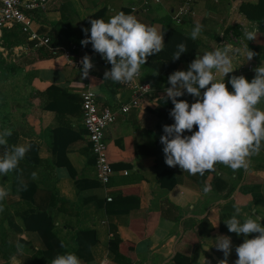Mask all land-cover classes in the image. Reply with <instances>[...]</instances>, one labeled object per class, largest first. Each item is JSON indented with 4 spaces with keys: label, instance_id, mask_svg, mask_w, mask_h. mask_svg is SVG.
<instances>
[{
    "label": "crops",
    "instance_id": "crops-1",
    "mask_svg": "<svg viewBox=\"0 0 264 264\" xmlns=\"http://www.w3.org/2000/svg\"><path fill=\"white\" fill-rule=\"evenodd\" d=\"M241 1L194 0L195 15L180 25H174L171 17L181 0H146L148 7L133 16L160 32L162 23L170 20L189 36L196 23L202 24L203 31L196 39L195 59L218 46L231 44L234 50L239 49L229 53L235 71L225 78L217 73V81L224 79L232 92L228 83L232 76L243 73L248 64H252L254 70L264 61V31L258 30L255 41H247L244 34L241 37L236 32L224 31L228 22L234 20L240 25L249 23L250 28L257 26L239 12ZM249 1L248 4H255ZM139 3L141 0H52L43 12L32 13V28L38 34L48 36L51 47L66 49L73 45L74 49L69 50L70 61L82 60L86 54L90 56L94 68L89 75L104 80V73L111 69V65L93 49L90 54L80 47V40L86 38L82 29L90 30L89 21L92 19L107 22L111 16L121 11L129 12L130 6ZM37 15L39 20L36 21ZM14 50L18 57L19 51L25 49L19 46ZM45 51L48 50L42 48V54ZM249 51L256 54L251 61L247 59ZM61 53L52 54L64 64L59 69L54 67L56 63L53 61L38 60L36 55L26 63L24 71L32 73L29 83L34 90L42 92L53 85L77 95L80 87L89 86L88 78L82 80L80 70L69 65ZM188 66L181 64L176 71H187ZM150 69L141 66L139 75L152 89L150 106L125 116L118 115L104 131L106 159L112 170L105 186L97 182L84 135L65 150L74 178L69 176L66 168L54 165V158L50 155V131L55 126L53 112L41 110L39 131L30 126L26 132L12 129L17 135L15 145L36 144L38 163L35 167L26 164L22 179L29 181L25 182L29 190L26 194H21L19 185L12 183V176H0V187L10 190L3 200L4 205L0 202L8 212L6 216L1 212L0 227L2 232L10 233L7 246L10 264H30L31 257L41 261L36 252L44 251L45 247L35 232L24 230L20 218L23 211L29 210L44 211L51 219V248L74 253L81 264H219L224 259L223 252L215 247L220 236L231 238L228 264H235L238 259L235 248L244 242L245 237L229 232L224 222L236 215V208H240L237 218L241 223L251 214L264 218V147L258 155L250 158L246 169L237 171L217 164L214 171L200 176L183 172L179 166L168 167L160 137L164 135L163 126L174 122L164 118L160 111L172 104L164 91L171 85L168 84L169 75L163 82ZM254 76V71L244 73L249 82ZM89 87L100 106L117 97V91L112 97L108 90L113 88L109 80ZM177 99L186 100L190 105L195 102L187 94ZM258 107L264 110V101ZM65 119L72 130H82L79 109L65 115ZM193 130L198 129L194 126ZM164 170H169L173 176L170 188H162L156 180ZM33 172L37 174L36 179L32 178ZM205 185L210 189L207 194L204 193ZM107 193L111 198L109 202L105 200ZM235 196L241 205L233 202ZM261 224L264 226V220ZM253 235L247 238L251 239ZM110 241L120 242L119 255L108 250ZM17 245H23L19 252Z\"/></svg>",
    "mask_w": 264,
    "mask_h": 264
},
{
    "label": "clouds",
    "instance_id": "clouds-1",
    "mask_svg": "<svg viewBox=\"0 0 264 264\" xmlns=\"http://www.w3.org/2000/svg\"><path fill=\"white\" fill-rule=\"evenodd\" d=\"M89 22L90 30L82 29L86 38L81 41V45L87 47L91 44L93 51L111 65V69L104 73V81L121 84L132 82L140 75L141 66L147 63L148 57L159 54L165 48L162 32L122 11L111 16L107 22L103 19ZM202 31L203 25L196 23L190 38L195 41ZM257 33L258 26H254L252 30L244 31V38L255 41ZM187 50L186 43L177 44L172 60H179ZM233 51L238 52L239 49L234 50L231 44L218 46L214 51L194 59L187 71L178 70L169 75L168 84L171 86L164 91L166 98L174 105L169 113L174 124L164 125V135L160 137L168 167L179 166L183 172L200 176H204L207 171H214L217 164L237 171L246 169L250 158L258 155L264 147V110L258 107L264 101V64L253 70L255 76L251 82L242 75L232 76L228 83L233 91L229 92L224 79L217 81V73L225 78L235 71L233 57L229 55ZM254 55V52L249 51L248 61ZM80 63L83 80L89 77L94 64L87 54ZM185 94L192 96L195 102L190 105L186 100L177 99ZM194 126L198 129L195 132ZM185 132H192V135L185 136ZM11 136L10 128L0 131V147L4 149L0 155V176L15 171L31 150L30 145L9 147L8 138ZM32 178H37L35 172ZM20 190L26 191L27 185ZM209 190L205 185L204 193L207 194ZM9 191L0 187V202L9 195ZM3 211L0 204V212ZM235 211L236 215L224 222L229 232L245 237L244 242L235 248L238 257L235 264H264V226L261 224L264 218L251 214L241 223L237 218L240 208ZM251 234L258 235L248 239ZM217 240L215 247L224 254L219 264H228L232 251L231 238L220 236ZM22 248L23 245H17L18 252ZM51 264H81V260L74 253H66L58 255Z\"/></svg>",
    "mask_w": 264,
    "mask_h": 264
},
{
    "label": "trees",
    "instance_id": "trees-1",
    "mask_svg": "<svg viewBox=\"0 0 264 264\" xmlns=\"http://www.w3.org/2000/svg\"><path fill=\"white\" fill-rule=\"evenodd\" d=\"M238 10L244 15L247 20L256 22L258 30L264 31V1L255 3L254 5L241 3ZM123 12L127 14L128 10ZM9 31H15L19 36L22 37V34L19 33L17 28H12ZM224 31L226 32L227 30L224 29ZM161 32L164 34L165 48L159 54L148 57L145 66L151 68L150 70H152L157 75V78L164 82L165 78L175 72L180 64H190L195 59V51L198 47V43L196 40L193 41L190 36L185 34L180 28L174 26L170 22V20H165L162 23ZM22 38L25 37L23 36ZM82 40L83 39L80 40V47L91 54L92 48L90 47V45H88L87 47L82 46ZM181 42L187 44L188 50L181 55L179 60L174 61L172 60L173 53L176 50V45ZM29 44L31 45L30 42ZM37 51L41 53V55L37 57L38 60L53 61L54 63H56L54 67H56L57 69L61 68L64 65L60 61V58L58 56H54L48 51H45L42 54V48H38ZM100 82L104 83L105 81L101 78L99 79L97 77L89 75L87 81L89 86L93 87ZM109 83L111 87L113 86V88L108 89L110 94H112L111 96L113 97L116 93L115 91L118 90L119 86L118 83H114L111 80H109ZM37 94L43 100L41 103V109L54 113L55 126L50 131V155L54 158V165L66 168L69 176L71 178H74V172L65 158V150L69 144L81 139L82 135H85V131L83 129L76 131L72 130L70 125L65 122V115L70 114V112L74 113V111H77L78 109L80 110V100L77 95L67 93L66 90L60 89L53 85L48 86L42 92H37ZM173 107L174 105L170 104L167 108L160 112L164 118H168L174 122V119L169 115ZM132 111L133 110H131L130 112ZM195 131L197 130H193V132ZM184 135L190 136L192 135V132H185ZM16 137V133L12 130V136L8 138L9 147L15 145ZM28 145L31 146V150L26 154L25 158L19 162L17 169L8 174L12 176V183L18 184L21 189L24 185H27L25 182H29L22 180L25 176L27 167L26 164L35 167L38 163V159L36 157V144L30 142ZM87 146L89 149V145ZM91 159L93 161L92 156ZM156 180L159 185L162 186V188H170L173 185V176L171 175L169 170H164L156 177ZM167 182L168 184H166ZM28 192L29 190H21V194H26ZM21 196V198L24 197L23 195ZM233 202L241 205L240 203H238V199L236 198V196L233 197ZM1 203L4 205L3 201ZM2 214H5L4 216L8 214L6 208H4ZM20 218L22 220L24 230L35 232L39 236L42 244L45 247L44 251L36 252V256L40 257L41 261L37 262L36 258L31 257L30 264H51L52 260L58 255L68 253L63 250H53L51 248L50 241L53 238L52 223L51 219L46 215L44 211H23V213L20 215ZM256 235L258 234H254L253 238ZM119 245H121L120 242L116 243L110 241L108 242L107 248L110 252L117 256L120 253ZM8 258L9 257H6L5 260L7 261Z\"/></svg>",
    "mask_w": 264,
    "mask_h": 264
},
{
    "label": "built area",
    "instance_id": "built-area-1",
    "mask_svg": "<svg viewBox=\"0 0 264 264\" xmlns=\"http://www.w3.org/2000/svg\"><path fill=\"white\" fill-rule=\"evenodd\" d=\"M52 0H0V37L1 31L17 28L19 33L25 36L31 43V48H44L51 54L61 51L62 56L67 63L76 70H81V60L70 59L69 50L74 46L70 45L66 49H59L49 45V39L37 33L32 28V13L34 11L43 12ZM194 0H181L180 5L172 14L171 22L174 25H180L188 17L195 15L193 8ZM148 7L146 0H141L138 6H130L128 14L133 15L138 10H144ZM264 64L260 62L258 67ZM243 73H237L236 76H244L245 72H252L253 65L248 64ZM117 97L107 101L106 105L100 106L96 101V94L86 84L80 87L77 96L80 100V119L79 126L85 131V139L89 145V153L93 157V165L97 182L105 186L112 174V170L106 159V145L104 141V131L111 125L118 115H127L131 110L137 111L144 109L151 104L152 89L150 85L136 77L127 84L118 83ZM105 200H111L109 194H106Z\"/></svg>",
    "mask_w": 264,
    "mask_h": 264
},
{
    "label": "rangeland",
    "instance_id": "rangeland-1",
    "mask_svg": "<svg viewBox=\"0 0 264 264\" xmlns=\"http://www.w3.org/2000/svg\"><path fill=\"white\" fill-rule=\"evenodd\" d=\"M264 0H252V3H260ZM240 3H251L249 0H242ZM36 16V21L38 19ZM251 24H239L238 21L228 22L227 31L236 32L243 37L245 30H252ZM42 34V33H41ZM47 36V35H46ZM48 37V36H47ZM49 38V37H48ZM23 47L18 57L14 55V48ZM41 55L36 50H31L27 39L22 38L15 31H1L0 37V131L10 128L18 131H27L28 126L39 131L41 124V103L42 98L37 91L30 86L32 73L24 71L26 63ZM181 65V64H180ZM69 93L68 91H66ZM0 155L3 147H0ZM2 227V226H1ZM0 227V264H10L5 258L10 256V233L2 232ZM8 260V259H7Z\"/></svg>",
    "mask_w": 264,
    "mask_h": 264
}]
</instances>
